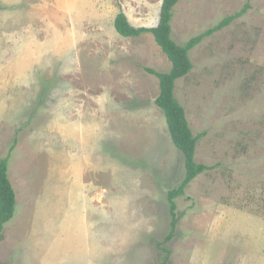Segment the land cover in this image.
<instances>
[{"label": "rangeland", "instance_id": "obj_1", "mask_svg": "<svg viewBox=\"0 0 264 264\" xmlns=\"http://www.w3.org/2000/svg\"><path fill=\"white\" fill-rule=\"evenodd\" d=\"M246 6L190 52L193 70L176 83L201 136L195 160L210 170L176 200L170 264H264V0H182L171 26L185 45ZM161 7L0 0V160L18 201L0 264H161L168 193L186 167L146 69L172 65L152 34L114 27L124 12L154 28Z\"/></svg>", "mask_w": 264, "mask_h": 264}, {"label": "trees", "instance_id": "obj_2", "mask_svg": "<svg viewBox=\"0 0 264 264\" xmlns=\"http://www.w3.org/2000/svg\"><path fill=\"white\" fill-rule=\"evenodd\" d=\"M181 1L162 0L160 22L154 28H136L132 26L124 12L119 13L114 20V27L117 33L123 37L139 38L144 34H152L155 42L164 54L167 55L172 65L168 73H158L152 69H146L159 79L160 94L156 100V105L165 115L172 140L184 155L186 167L185 177L180 186L168 193L172 216L171 232L162 242H157V247L162 253L160 257L161 264H170L171 252L165 246L175 234L178 224L176 200L185 195L187 188L198 176L210 170L209 166L199 164L195 160L196 148L201 136L193 134L186 117L185 109L176 99V83L188 76L193 70L190 52L206 38L225 29L233 21L244 16L248 8L246 6L234 15L226 17L218 25L192 38L185 45H178L172 38L171 21L173 19V10ZM13 148L14 145L11 150ZM8 160L9 157L0 160V242L5 225L15 217L17 209L16 193L8 175Z\"/></svg>", "mask_w": 264, "mask_h": 264}, {"label": "crops", "instance_id": "obj_3", "mask_svg": "<svg viewBox=\"0 0 264 264\" xmlns=\"http://www.w3.org/2000/svg\"><path fill=\"white\" fill-rule=\"evenodd\" d=\"M18 70H19V68H17ZM12 148V147H11ZM10 151H9V154L8 155H10ZM10 180H11V182H12V184H13V179H12V177H10ZM13 187H14V189H15V186H14V184H13ZM15 191H16V189H15ZM17 197V196H16ZM18 202V201H17ZM18 211V210H17ZM18 216H19V218H18V221H17V225H16V228H20L19 227V225H18V223H22L23 222V219H24V215H21V217H20V215H19V211H18ZM16 217V216H15ZM15 219V218H14ZM13 219V220H14ZM13 224V223H12ZM7 226L8 225H5V227L4 228H7ZM43 230H44V232L46 231V228H44V225H43ZM45 244V246H46V243H44ZM51 253H52V251H51ZM53 254V253H52ZM46 260H48L49 259V255H44L43 256Z\"/></svg>", "mask_w": 264, "mask_h": 264}]
</instances>
